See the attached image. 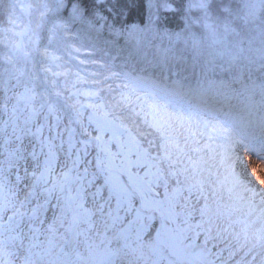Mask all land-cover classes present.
<instances>
[{
	"label": "snow or ice",
	"instance_id": "obj_1",
	"mask_svg": "<svg viewBox=\"0 0 264 264\" xmlns=\"http://www.w3.org/2000/svg\"><path fill=\"white\" fill-rule=\"evenodd\" d=\"M0 264H264V0H0Z\"/></svg>",
	"mask_w": 264,
	"mask_h": 264
}]
</instances>
